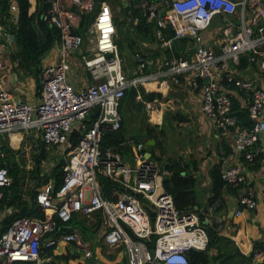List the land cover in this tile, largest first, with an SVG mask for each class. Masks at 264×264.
<instances>
[{
	"label": "built area",
	"instance_id": "obj_1",
	"mask_svg": "<svg viewBox=\"0 0 264 264\" xmlns=\"http://www.w3.org/2000/svg\"><path fill=\"white\" fill-rule=\"evenodd\" d=\"M43 1L47 4L43 16L57 28L59 44L51 62L42 68L40 95L33 105L14 97L0 73V134L37 132L44 147L56 146L63 156V178L58 188L49 181L37 191L35 200L44 216H17L0 234V264H44L43 248L60 241L81 247L86 258L97 242L122 246L128 264H189L188 249L203 250L208 245L205 221L216 223L215 229L224 234L226 215H215L214 205L204 211V220L195 209L179 210L162 183L169 170L143 151L142 141L126 157L118 148L102 147V136L120 126L119 106L127 87H135V98L141 100L140 86L151 91L166 82L185 86L198 98V107L216 135L231 139L232 154H243L248 161L255 158L257 142L264 135V84L256 80L260 75L264 79V0H114L115 8L105 0ZM9 8L17 17L14 1ZM118 9L131 26L142 20L151 23L161 48L156 59L135 48L129 72L115 38L113 13ZM85 12L94 15L82 33ZM215 17L220 24L214 27L210 45L205 35ZM1 35L12 40L4 27ZM244 55L255 78L232 67L238 68ZM150 80L156 85L148 87ZM232 87L241 94L232 92ZM232 96L249 115L247 124H241L243 117L235 112ZM142 101L147 119L154 124L161 122L173 97ZM72 132L77 133L76 142L68 149ZM1 144L0 139L3 155ZM227 160L222 159L221 178L230 185L246 183L249 173L242 164ZM0 162L2 196L1 188L11 176ZM100 173L116 184L110 197L102 193ZM235 204V215L254 208L257 199L252 188H241ZM74 215L99 219L87 239L78 226L68 225ZM259 253L264 257V244Z\"/></svg>",
	"mask_w": 264,
	"mask_h": 264
},
{
	"label": "trees",
	"instance_id": "obj_2",
	"mask_svg": "<svg viewBox=\"0 0 264 264\" xmlns=\"http://www.w3.org/2000/svg\"><path fill=\"white\" fill-rule=\"evenodd\" d=\"M17 8V20L13 23L8 20V9L10 0H0V22L4 27L10 29L14 35L15 44L18 52L16 53L18 62L25 69L32 72L36 79L39 78L41 72L42 58L45 54V64L51 62L52 55L58 46L59 33L56 27H54L48 18H44L43 14L47 8V4L43 0H37L36 9L33 11L29 10L30 0H13ZM121 2V0H119ZM100 2V0H99ZM16 10V9H15ZM93 12L83 13L81 19L80 32L83 33L88 22L92 19ZM144 19V18H143ZM142 20V19H141ZM134 30L151 32L152 24L147 23L144 20L139 23H134ZM150 34V35H151ZM153 36V35H152ZM127 37V36H126ZM128 38V37H127ZM130 38V37H129ZM117 43L122 47L120 39H117ZM127 53L130 54L126 58H131L133 51L134 42L131 40L127 42ZM124 49V48H123ZM246 56L241 57V64H246ZM43 65V66H44ZM42 66V67H43ZM139 91L141 93V100L136 101V88L129 86L125 89L124 95L121 98V104L119 110L121 112V123L120 126L115 130L106 131L102 136L101 146L118 148L126 157H129L134 152V145L138 141L143 142V151H150L151 157L159 160V156L155 154L154 148L159 145V140L154 135L152 136L153 142H147L143 136L135 133H129L128 131V116L127 112L131 106H136L139 110V119L144 120V99H151L154 97H164L161 91L151 90L146 91L144 87L140 86ZM232 105L238 116L243 117V109L238 106V100L235 96L231 97ZM180 106L183 108L182 101H179ZM174 118L177 121L187 120V115L181 114L176 111ZM146 121V120H144ZM161 125V124H160ZM174 126V123H172ZM189 129L187 128V131ZM159 131H162V126L159 127ZM146 132H151L150 128L146 129ZM72 136L69 140V148H71L76 142V132L71 133ZM223 146L226 148L224 155H227L231 151V146L227 145L226 141L221 138L220 140ZM41 141L38 150L33 151L34 163L32 168L25 167V163L20 162L16 157L17 150L7 146L5 143L2 144L3 155L0 154V161L7 166L9 175L11 176V182L2 186V196H0V207H11L12 210L3 215L0 219V234L7 228L13 218L20 215H37L44 216L43 210L37 204L35 195L40 187L49 181L54 182V188H58L62 182L64 158L60 157L51 165L48 171H45L42 166V161L47 158L46 147ZM18 154V153H17ZM166 154V152H165ZM165 154L163 157H165ZM257 157V156H256ZM256 157L248 161L243 154L240 158L246 163H253ZM222 158L218 159L209 170V193L205 199V202L199 200V194L197 191V178L194 174L193 168L196 167L194 161L181 163L176 157H167L162 160L160 167L167 168L169 174L162 178L164 188L170 192L173 196L174 203L179 210L195 209L201 219L204 220V211L207 212V207L214 205L213 210L215 213L220 214L227 208V201L225 193H232L237 195L241 188H251L252 184L248 182L240 185L227 184L220 176V167ZM248 166L251 167L250 164ZM100 180L101 190L104 195L111 196L110 190L112 186L116 185L114 180L105 174H98ZM203 206V207H202ZM231 218L232 217H228ZM84 217L73 216L68 225L78 226L81 231L88 229L95 230L99 225V219H96L92 223H86ZM74 220H83L86 225V229L83 230L79 224H74ZM216 223L213 221L206 222V229L209 235V241L206 249L196 250L190 248L187 251L189 264H252L255 250L263 246V240H253L252 249L248 254H244L238 246L235 245L234 251L227 250V246L233 240L230 236L220 233L215 229ZM93 226V227H91ZM68 228V226H66ZM234 241V240H233ZM258 255H261L259 253ZM237 257V258H236ZM26 264V263H24ZM257 264H264L263 260L257 262Z\"/></svg>",
	"mask_w": 264,
	"mask_h": 264
},
{
	"label": "crops",
	"instance_id": "obj_3",
	"mask_svg": "<svg viewBox=\"0 0 264 264\" xmlns=\"http://www.w3.org/2000/svg\"><path fill=\"white\" fill-rule=\"evenodd\" d=\"M12 1L13 0H10V2ZM35 1L37 5V0H34V3ZM105 1L109 3L110 5H112L113 8H115L114 4L112 3V2L115 3L114 0H105ZM31 7H32V4L30 0L29 10L33 11L32 10L33 8ZM117 11H120V9H118ZM8 12H9V15H8L9 17L7 21L9 22V20H11L13 23H15V21L17 20V17L14 16V12L11 11L10 8L8 9ZM16 13H17V8H16ZM116 13L117 12L113 13L115 20H116ZM2 26L3 24L0 22V31H3L4 26L3 27ZM127 27L130 29L129 21H128V25L126 26V28ZM4 28L8 31V33L12 37V40L7 39L6 36L4 35L0 36V73L2 74L7 87L10 89L14 97L22 98L29 104L33 105L37 102L39 95H40V87H41V80H42L41 72L39 73V78L36 79L35 75L32 72H30L29 70L25 69L23 66L20 65L17 59V55H16L18 50L15 44L14 35L10 29H7V27H4ZM131 28L133 29L132 26ZM135 31L136 32L134 35V32L133 34H131L130 31L128 30L127 35H125V37L126 36L128 37V38L126 37V43L130 41L132 37V40L134 42L133 51L135 48L142 49L146 53H148L151 57L156 59L157 55L161 51L158 41L152 36L151 32H150L151 34L150 35L149 32H146L144 30H141V31L135 30ZM214 32H215V28L207 31L205 35L206 43L210 45L213 44L212 38L214 36ZM115 38H116V41L117 39H121L119 34H117ZM119 48H120V52L122 53V56H124L125 52H124L123 46L121 47L119 45ZM178 48H181V47L178 46ZM126 50H127V46H126ZM127 60L128 62H130L128 65V68L132 67L131 58L129 59L127 58ZM126 63H124L125 66H127ZM44 64H45V59L42 58L41 71L43 68L42 66ZM232 67L236 69V72H238L239 74H250L253 78L257 76L256 74H254L253 68H251L248 65V63L241 64L238 68H236V66H233V65ZM258 82L260 84L261 83L264 84V79L260 77V79L257 80V83ZM149 83L150 84L153 83V85H156L155 81H152ZM149 83H147V85ZM76 85L78 86V84ZM165 86H166V89H164ZM156 90H160L164 96L173 97V102L168 104L169 105L168 107L165 106V109L167 108H169V110L172 109L173 114L176 111H179L181 112V114L187 115V118H188L187 120L177 121V119L173 118L172 123H174V126H173L174 129H176L177 127L180 128L181 123L193 124L196 122L193 127L195 126L198 127V123H199L200 131L201 133H203V135L199 137H204L208 133H210L211 135L210 138H208V141L212 143L210 146V150H208L207 148L206 149L201 148V151L198 154L199 158L201 157H205V158L199 159L198 163L196 160H192L196 164V167L193 168L194 174L197 178L196 185L198 188L201 186L204 189L202 190V193L201 191L199 192L200 201L205 202V199L209 193V190H208L210 186L209 170H210V167L218 159L227 158L228 159L227 162L230 164H242L243 169H245L246 172L249 173L248 182L252 184L251 188L257 199L256 206L252 209H243L241 214L235 215V209L237 208L235 204V195H233L232 193H225V198L227 201V208L224 212L219 214V215H222V214L226 215L225 221L227 222L228 227L224 231V234L226 236H230L237 243L236 246H238V248L244 254H248L252 249L253 240L259 239V240L264 241V135L257 142L256 146L259 148V152L257 154L256 160L253 163L252 162L246 163L244 162V160L240 158V155L232 154L231 152H229L227 155H224L223 153L226 148L223 146V143L220 140L221 138H223L226 141L227 145H230L231 139L224 135H219V136L216 135L215 128L209 124L208 119L199 109L198 98H196L193 93L185 89V86L167 85L166 82L160 83L157 86ZM232 92H235L237 95L241 94V92L235 89L234 87H232ZM179 101H182L183 106H184L183 108L179 104H177V102ZM182 109L185 111H188V113L187 114L183 113ZM191 111L193 112L194 116H196V121L193 119V115ZM163 112H162V115H163ZM243 117H244V114H243ZM158 123L161 124L162 122H158ZM175 123L176 124L178 123L179 125L177 124L176 126ZM144 130L145 131H143V133L146 134V136L144 137L145 140H147L146 143L153 142L152 136L147 134L146 129ZM189 131H191L190 128H189ZM23 132L15 131V132H10V133L5 132V133L0 134V139H1L2 144L5 143L7 146H10L11 148L18 151L17 147L19 146L20 138H22ZM26 136L28 135L25 134V138L23 139H26ZM147 136H150V137H147ZM145 152L147 153V150ZM154 152L156 151L154 150ZM149 156H151V152ZM169 156L176 157V159L179 160L181 163H183V161L190 162L188 160L189 158L185 157L184 154L183 155L180 154V152H177L175 154H170L169 152H166L165 157H163L162 160L166 159ZM16 157L19 159V156L17 153H16ZM162 160L161 161L158 160V161L162 162ZM248 164H250L251 167L248 166ZM10 211H7V206L4 208L0 207V219L3 217L4 214ZM229 216L232 217L231 220L230 218H228ZM85 233L87 235L90 234L91 233L90 229L85 230ZM94 243L95 244L93 243L91 244L92 256L90 258H86L83 255V250L81 247L77 246L74 243H70V242L60 241L54 247H44L43 252H42L43 257L45 258L44 264H128L126 252L122 246H111L105 243H97V242H94ZM261 248H257L255 250V255L253 257L252 264H257V262H260L263 260V256L258 255L259 250Z\"/></svg>",
	"mask_w": 264,
	"mask_h": 264
},
{
	"label": "rangeland",
	"instance_id": "obj_4",
	"mask_svg": "<svg viewBox=\"0 0 264 264\" xmlns=\"http://www.w3.org/2000/svg\"><path fill=\"white\" fill-rule=\"evenodd\" d=\"M31 4H32L31 8H33L32 10H35L36 9V1L34 3V0H31ZM116 12L117 13H116V20L115 21L117 24V34H119V36L121 38L120 41H121L122 46L124 48L125 54L128 57H130V54L127 53V50H126V46H127L126 44L127 43H126L125 35H127L128 30L130 31L131 34H133V32H134V35H135L136 31L134 30V28L133 29L131 28V25H130V29L128 27L126 28V26L128 25V21L124 17V11L123 10L116 11ZM219 24H220L219 19L217 17H215L212 20V23L208 26L207 31H209L210 29H213L214 27L218 26ZM85 37H86L88 43H90L89 35L85 34ZM153 37L155 38L154 35H153ZM125 54H124L123 58H124L125 63L127 61V63H126L127 66H125V64H124V67L127 70V72H129L128 65L130 62H128ZM46 56H47V54L44 55L43 59H45ZM78 56H81V54H78ZM131 60L133 63V53L131 54ZM260 77H263V75L257 76L256 80H259ZM150 86H155V85H153V83H151L148 87H150ZM165 88H166V86H165ZM177 104L180 105L179 102H177ZM128 110L129 111L126 113L128 116L127 117L128 118V127H129L128 131L131 133L139 134L140 136H143V138H144L146 136V134L143 133V131H145L144 129L150 128L151 132L150 133L147 132V134L148 135H154L157 138V140H159V145H156L154 150L156 151L155 152L156 155L159 156L160 161L162 160L165 152H169L170 154H175L177 152H180V154H182V155L184 154L185 157H188L189 158L188 160L190 162L192 160H196L198 163L199 159L205 158V157H201V158L198 157V154L201 151V148L202 149L207 148L208 150H210V146L212 143L208 141V138H210L211 135H210V133H208L204 137H199V136L203 135V133H201V131H200L199 123H198V127H196V126L193 127L196 122L193 124L181 123L180 128L177 127L176 129H174V127L172 126V121L174 118V114H173L172 109L169 110V108H167V109L164 108L161 125H160V123H157V122L154 124L152 122H150L151 120L147 119V112L146 111L144 114V120H146V121L139 119V110L136 106H131V108ZM182 112L185 114L188 113V111H185L183 109H182ZM192 115H193V119L196 121V116H194L193 112H192ZM242 120H243V118H242ZM247 122H249V120H247L243 124H247ZM177 124L175 123L176 126H177ZM160 126H162V131H159V129H158ZM187 128L188 129L190 128L191 131H189V130L187 131ZM22 134H23V136H22V138H20V143H19V146L17 147L18 148L17 153L19 156L18 160L20 162L25 163L27 168H32L33 163H34L33 154H32L33 149H34L35 145H39L42 140L39 138V134L37 132H34V130L27 129ZM25 134L28 136H26V139H23V138H25ZM147 137H150V136H147ZM27 144H30L29 148L25 147ZM204 144H206V145H204ZM45 149H46V153H47V158L44 162L43 168L45 171H48L49 167H50V163L52 161L55 162L60 157V153L58 152V148L56 146H52V147L45 148ZM202 190H204V189L201 186L199 188L197 187L198 194L200 191L202 193ZM142 202H143V204H145L144 200H142ZM11 210H12V208H11ZM214 214L219 215L217 213H214ZM78 218H79V216H78ZM84 218H85L84 221L88 224L94 222L93 216H91V217L90 216H84ZM84 221L83 220H74L73 223L79 224L82 227V229L85 230L87 227L84 224ZM91 227H93V226H91ZM92 231L90 229V232L93 234ZM81 234L85 239L88 238V235L85 233V231H81ZM93 244H95V243H93ZM229 245L230 246L226 247L227 250H230L231 252H233L235 245H237V243L232 240L229 243Z\"/></svg>",
	"mask_w": 264,
	"mask_h": 264
},
{
	"label": "water",
	"instance_id": "obj_5",
	"mask_svg": "<svg viewBox=\"0 0 264 264\" xmlns=\"http://www.w3.org/2000/svg\"><path fill=\"white\" fill-rule=\"evenodd\" d=\"M163 13H164V12L162 11L161 14H163ZM214 48L216 49L217 52L220 51V48H219L218 46L214 45ZM243 114H244V117H243V120L241 121V124L245 123L247 120H250L249 115H248L245 111H243ZM147 155H148V156L150 155V152H149V151H147ZM0 165H1V162H0ZM205 224H206V221H205ZM194 249H195V248H194ZM196 250H197V249H196Z\"/></svg>",
	"mask_w": 264,
	"mask_h": 264
},
{
	"label": "bare ground",
	"instance_id": "obj_6",
	"mask_svg": "<svg viewBox=\"0 0 264 264\" xmlns=\"http://www.w3.org/2000/svg\"><path fill=\"white\" fill-rule=\"evenodd\" d=\"M152 81H154V80H150L149 82H152ZM149 82H148V83H149Z\"/></svg>",
	"mask_w": 264,
	"mask_h": 264
}]
</instances>
